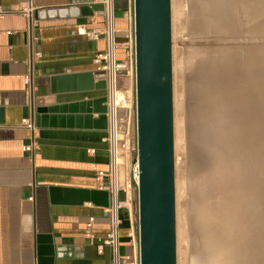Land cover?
<instances>
[{
  "label": "crops",
  "instance_id": "1",
  "mask_svg": "<svg viewBox=\"0 0 264 264\" xmlns=\"http://www.w3.org/2000/svg\"><path fill=\"white\" fill-rule=\"evenodd\" d=\"M98 1L0 0V264H39L40 248L50 242L55 264H112L104 242L110 229L106 208L71 205L51 195V188L106 190L100 173L109 168L107 128H71V114H55L64 115V125L55 117L53 127L36 126L34 155L25 149L30 131L24 122L34 120L38 107L106 95L83 91L78 80L99 70L95 57L104 51L105 38L93 34L103 29L102 11L71 16V9ZM130 5L131 0H116L121 62L130 46L125 38ZM69 76L67 87L63 78ZM99 81L95 76L94 83ZM123 201L121 255L123 264H136L132 203Z\"/></svg>",
  "mask_w": 264,
  "mask_h": 264
},
{
  "label": "bare ground",
  "instance_id": "2",
  "mask_svg": "<svg viewBox=\"0 0 264 264\" xmlns=\"http://www.w3.org/2000/svg\"><path fill=\"white\" fill-rule=\"evenodd\" d=\"M198 4L205 25L264 19V0ZM204 53L197 75L196 177L188 211L206 252L201 262L264 264V56Z\"/></svg>",
  "mask_w": 264,
  "mask_h": 264
},
{
  "label": "water",
  "instance_id": "3",
  "mask_svg": "<svg viewBox=\"0 0 264 264\" xmlns=\"http://www.w3.org/2000/svg\"><path fill=\"white\" fill-rule=\"evenodd\" d=\"M132 6L139 172L138 264H178L172 0H132ZM102 10L101 4H91L71 9V16L90 17ZM95 76L100 77L97 84ZM80 79L82 77L78 80L83 91L107 89L104 71L91 72L82 81ZM63 81L69 84L67 87L71 85L70 76ZM105 103L106 97L102 96L70 105L38 107L35 124L38 128L53 127L55 114H71L68 117L71 128L106 129ZM94 114L99 118L94 119ZM57 118L59 125H64V115ZM51 195L58 201L62 195L71 205L91 202L107 208L110 203L109 192L100 189L51 188ZM38 257L39 264H55L54 244L41 246Z\"/></svg>",
  "mask_w": 264,
  "mask_h": 264
},
{
  "label": "rangeland",
  "instance_id": "4",
  "mask_svg": "<svg viewBox=\"0 0 264 264\" xmlns=\"http://www.w3.org/2000/svg\"><path fill=\"white\" fill-rule=\"evenodd\" d=\"M198 1L172 0L178 264H202L201 261H204L206 257L195 216L188 214L189 205L193 200L191 186L196 177L194 162L197 157L198 143L197 75L207 57L204 52L211 50L218 56L226 51H231L236 56L242 53L264 56V19L251 23L230 22L219 23L217 26L205 25L203 19L199 17ZM129 36L128 29L125 34L127 43ZM261 51L263 52L260 54ZM256 61H259L258 58ZM126 64L121 72L119 85L125 96L134 101V68L128 62ZM255 100L259 102L257 96ZM180 130H182L181 133ZM135 162L136 154L132 152L131 158L123 168L126 182L130 179L131 164ZM127 191L135 222V263L138 264L136 184L132 182ZM124 196L125 193H121L122 199ZM262 198L261 204L264 205V197Z\"/></svg>",
  "mask_w": 264,
  "mask_h": 264
},
{
  "label": "built area",
  "instance_id": "5",
  "mask_svg": "<svg viewBox=\"0 0 264 264\" xmlns=\"http://www.w3.org/2000/svg\"><path fill=\"white\" fill-rule=\"evenodd\" d=\"M98 2L103 6L104 26L100 32L94 33L93 37L103 36L105 38V49L95 57V63L100 71L105 72L107 83L105 95L107 135L105 140L109 154L108 171L100 173V176L107 180L102 188H105L110 194V203L106 208L110 229L104 242L111 248L112 264H123L124 258L121 255V209L124 203L123 200L130 199L127 188L131 187L132 182L137 186L139 172L137 162L131 164L130 179L129 182H126L123 168L131 158L132 152L136 154L137 119L135 100L133 101L125 96L120 89L119 80L122 70L127 65L126 62L135 68L134 13L131 0L126 15L130 26V46L126 53V61L121 62L118 60L120 30L116 25V0H99ZM24 12L27 13L28 10L25 9ZM25 83L27 86L30 85L29 76L26 77ZM118 96L120 97L119 100ZM24 125L30 131L29 143L25 149L33 156L37 148L36 124L34 120L27 119ZM121 193H125L124 199L121 198Z\"/></svg>",
  "mask_w": 264,
  "mask_h": 264
}]
</instances>
